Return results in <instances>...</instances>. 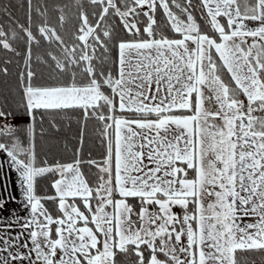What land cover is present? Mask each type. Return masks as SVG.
Listing matches in <instances>:
<instances>
[{
	"label": "snow or ice",
	"instance_id": "snow-or-ice-1",
	"mask_svg": "<svg viewBox=\"0 0 264 264\" xmlns=\"http://www.w3.org/2000/svg\"><path fill=\"white\" fill-rule=\"evenodd\" d=\"M27 7V25L0 24V50L25 49L20 100L0 103V264L264 253V0H76L67 38L68 5L55 23ZM44 45L46 77L32 67ZM69 112L102 126V160L83 158V126L71 161L40 157L45 117L57 129ZM22 115L24 128L11 122Z\"/></svg>",
	"mask_w": 264,
	"mask_h": 264
},
{
	"label": "trees",
	"instance_id": "trees-1",
	"mask_svg": "<svg viewBox=\"0 0 264 264\" xmlns=\"http://www.w3.org/2000/svg\"><path fill=\"white\" fill-rule=\"evenodd\" d=\"M86 7L88 0H81ZM33 5V21L34 23L39 20L34 9L37 6L47 7L49 15L53 23L56 22L59 12L58 8L68 5L70 11L68 15L70 17L69 22L66 24L67 35L73 29V25L77 23L75 14L77 9L75 7L76 0H32ZM7 8L11 14V19L0 11V24H3L6 28H13L15 24L13 21H19L21 24L27 25V0H0V9ZM116 35L122 38H126L125 33L117 30ZM21 52V56H15L10 52L0 50V68L7 67L8 74L0 72V103H7L9 108L14 109L16 104L20 100L19 92V73L24 68L23 53L24 47L22 44L17 43L14 45ZM47 45L42 47H33L32 55V67L37 72H43L44 76H47V70L43 64L37 61V57L46 56ZM116 55L115 49L110 53V56L114 58ZM5 60L10 61L5 64ZM39 82V81H34ZM19 117L27 118L28 122H20L17 125L24 128L29 123V118L26 115ZM50 116H46L43 123V128L46 130L43 137L37 136V152L41 158L49 159L52 162L53 158L64 161H71L73 153L77 147H80V137L82 128V117L79 112H69L65 116H56L55 119L58 122L57 129H53L49 125ZM39 123L37 124V132L40 130ZM102 126L98 121L90 119L87 121L86 126H83V146L82 156L84 159L102 160L104 156V146L100 137L99 130ZM84 171L91 176L96 170L95 168L89 169L88 165H84ZM38 191L41 193H51L52 189L49 187L46 180H41ZM49 208L53 205L49 202ZM237 259L240 264H264V253L259 252H237Z\"/></svg>",
	"mask_w": 264,
	"mask_h": 264
},
{
	"label": "crops",
	"instance_id": "crops-1",
	"mask_svg": "<svg viewBox=\"0 0 264 264\" xmlns=\"http://www.w3.org/2000/svg\"><path fill=\"white\" fill-rule=\"evenodd\" d=\"M0 159H3L2 154H0ZM8 179L11 180V181H13V183H12V190H13V192H15L16 191V185L14 183V181H15V174L10 172L9 173V176H8ZM11 206L12 207H15V205H11Z\"/></svg>",
	"mask_w": 264,
	"mask_h": 264
},
{
	"label": "rangeland",
	"instance_id": "rangeland-1",
	"mask_svg": "<svg viewBox=\"0 0 264 264\" xmlns=\"http://www.w3.org/2000/svg\"><path fill=\"white\" fill-rule=\"evenodd\" d=\"M11 122H12L13 124L17 125V124L20 123V122H28V121H27V118H24V117H18V118H16L15 120H12Z\"/></svg>",
	"mask_w": 264,
	"mask_h": 264
}]
</instances>
